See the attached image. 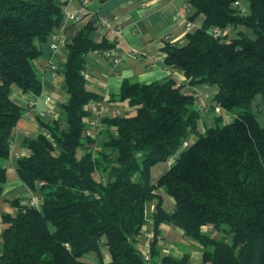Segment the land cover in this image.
<instances>
[{"label":"trees","instance_id":"1","mask_svg":"<svg viewBox=\"0 0 264 264\" xmlns=\"http://www.w3.org/2000/svg\"><path fill=\"white\" fill-rule=\"evenodd\" d=\"M239 1L248 3V15L234 7ZM67 3L0 0V197L6 183L2 161L24 115L10 99L11 88L40 95L33 61L60 26ZM187 3L192 18L203 17L202 26L185 33L181 45L164 40L163 65L178 70L189 86H215L212 106L235 118L222 124L217 117L188 145L200 119L193 93L173 77L149 84L124 80L111 102L133 111L101 117L96 137H82L88 103L101 99L82 76L85 58L115 46L106 35L92 38L100 25L85 14L63 48L67 99L40 123L46 134L22 141L30 154L15 161L24 189L38 192L39 201L8 203L11 211L1 215L0 264H91L85 256L97 264H145L138 244L148 203L154 205L148 246L153 263L191 264L187 254H160L163 226H173L201 246L200 264H264V126L252 110L257 96L264 106V0ZM229 26L243 30L229 41L210 34ZM170 160L152 183V169ZM158 189L174 200L172 211L162 207Z\"/></svg>","mask_w":264,"mask_h":264},{"label":"crops","instance_id":"2","mask_svg":"<svg viewBox=\"0 0 264 264\" xmlns=\"http://www.w3.org/2000/svg\"><path fill=\"white\" fill-rule=\"evenodd\" d=\"M81 2L82 0H68L64 8L65 12L82 13V17L88 14V19L94 23L100 24L101 21L106 20L110 26L121 30V35L116 36L113 33H103L104 27L101 26L92 33L91 36L95 41L106 35L105 37L113 41L115 46L111 50L103 51L108 52L106 56L103 52L96 51L87 54L84 72L88 75L86 85L90 90L100 95H108L111 99L119 94L124 80L149 84L173 77L182 85L183 91L193 93L195 96L194 106L200 114L196 134L189 137L188 145L197 139V135L204 134L210 122L216 123L217 117L222 119L223 124L231 119L230 116L233 117L230 112L212 106L213 102H209L212 97L209 85L189 86L185 77L178 70L167 69L163 65L164 53L161 49L163 41L181 45L185 40L187 23L190 24L187 33L202 26L203 17L192 18L194 12L187 0H109L105 4L88 0L85 7ZM238 9L243 16L249 14V5L245 1L238 2ZM242 30L229 26L230 35L236 36L237 32ZM77 31L78 23L63 18L55 32L64 33L66 40H70L76 36ZM40 50V57L33 61L34 69L42 82L40 95L35 97L31 94H24L16 86H13L10 91V99L24 110V115L12 130V145L8 159L11 163L13 162V165L6 168V183L0 197V230L1 215L11 211L8 205L10 201L22 198L24 200L22 203H27L29 193L38 194V192L26 191L16 174V159L30 154V151L23 146L22 141L31 139L38 133L46 134L40 123L49 120L52 113L55 116L59 105L67 99V95L62 90L63 76L61 74L62 66L66 60L64 49L51 51L47 39L40 44ZM52 64L57 66L55 77L52 76L48 68ZM33 100H35L34 109L30 111L31 117H27L25 116L27 105ZM111 108L120 111L121 115L133 111L132 108L122 103L111 102ZM210 113H212V117ZM111 115L107 113L105 116ZM170 162L162 163L152 169V183H156L159 177L168 170ZM156 193L164 209L172 211L175 208L174 200L162 189L156 190ZM153 208L154 205L148 203L145 211L146 221L141 232L143 238L153 235L151 225ZM143 238L140 240L143 241ZM142 241L138 244L140 250L145 249ZM159 248L161 255L181 258L187 254L191 264H200L201 262V246L186 239L182 231L173 226H163V239L159 240ZM88 257L85 256L84 259Z\"/></svg>","mask_w":264,"mask_h":264},{"label":"built area","instance_id":"3","mask_svg":"<svg viewBox=\"0 0 264 264\" xmlns=\"http://www.w3.org/2000/svg\"><path fill=\"white\" fill-rule=\"evenodd\" d=\"M88 0H83L82 4H86L87 5ZM234 7H238V2L234 3ZM65 8V7H64ZM63 18L65 20H69L72 21L74 23H79L82 19V13H73V12H65V9H63ZM108 21H101L100 22V28L101 26H103V33H113L116 36H120L121 35V30L117 27H112L108 24ZM190 28V24L187 23L186 24V30L185 32L187 33L188 30ZM226 30H221L219 28H214L212 30H210V34L211 36L215 37H220L225 35ZM66 36L64 35V33H52L49 37H48V42H49V48L51 51H57V50H61L64 48L65 43H66ZM103 54L106 56L108 55V52H103ZM114 63H116V61H114ZM50 73L52 74L53 77L56 76L57 74V66L52 64L48 66ZM83 78L86 80L88 78V75L83 72L82 74ZM35 106V100L30 101L27 105V111L25 113V116L27 117H31V113L30 111H32L34 109ZM89 106V111H90V116L86 121V126L82 131V137L84 138H95L97 133H98V129L100 127V119L101 117L107 115V113L110 114H116V115H121V112L118 111L117 109L113 110L111 108V99L110 96L108 95H101V99L98 100H93V101H89L88 103ZM114 130V129H113ZM93 149H95L92 146ZM171 161V160H170ZM31 192V191H28ZM29 204L31 206H36L38 204L39 201V197L38 194L37 195H33L31 193H29ZM153 235L151 236H145L144 238V247L145 249L141 251V255L143 258V261L145 264H158V263H153L150 259V254L148 252V246H149V242L150 239Z\"/></svg>","mask_w":264,"mask_h":264},{"label":"rangeland","instance_id":"4","mask_svg":"<svg viewBox=\"0 0 264 264\" xmlns=\"http://www.w3.org/2000/svg\"><path fill=\"white\" fill-rule=\"evenodd\" d=\"M239 29H243V28H240V27H238ZM225 35H227L226 37V40L227 41H229L231 38H234L235 37V35H230V31H229V27L226 29V32H225ZM208 87H210V89H211V92H212V97H213V94H214V92H215V86H208ZM212 97L210 98V100H209V102H211L212 103ZM261 109H262V111H261ZM252 110L257 114V118H258V122H259V124H260V126H264V118H263V111H264V106H263V104H262V102H261V98L259 97V96H257L254 100H253V102H252ZM236 111L237 110H234L233 111V113H236ZM232 114V113H231ZM210 115H211V117H212V113H210ZM230 116V115H229ZM232 116H233V114H232ZM230 120L227 122V123H229V122H231L234 118H235V116L234 117H231L230 116ZM220 125H221V123L220 122H218ZM223 124V123H222ZM215 125H214V123H212V122H210V124H209V126H208V128H211V127H214ZM14 159V158H13ZM13 159H12V161H13ZM15 160V159H14ZM171 163V162H170ZM2 165L5 167V169L9 166V165H13V162L11 163L10 162V159H7V160H4V161H2ZM205 231L207 232L208 231V228H205ZM220 236H221V234H217L216 235V237L217 238H220ZM227 239H229V237L227 238ZM185 250V249H184ZM106 257H107V261L109 260L108 259V256L106 255ZM105 256H104V259L106 258ZM84 261H86V262H88L89 261V263H91V264H97V260L94 258V256H89L88 258H85L84 259Z\"/></svg>","mask_w":264,"mask_h":264}]
</instances>
